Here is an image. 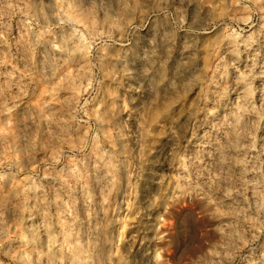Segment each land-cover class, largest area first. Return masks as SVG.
I'll return each mask as SVG.
<instances>
[{"label":"clouds","instance_id":"obj_1","mask_svg":"<svg viewBox=\"0 0 264 264\" xmlns=\"http://www.w3.org/2000/svg\"><path fill=\"white\" fill-rule=\"evenodd\" d=\"M0 4L8 6L5 0H0ZM83 4L85 11L81 19H61L56 25L57 28L79 25V28H72V37L63 39L59 45L55 39L50 42L53 49L67 52L69 58L80 65L76 76L77 91L87 93L83 104L75 100L77 107L67 113L68 126L71 120H76L77 112L88 117L86 120L81 117L77 123L89 125V121H94L89 125L92 135L84 137L81 145L89 150L88 159L96 170L107 169L105 197L115 189L117 173L123 169L128 177L124 202L132 199L135 205L136 181H142L137 211L142 210L144 215L143 227L137 226L135 233V238L140 241L137 251L133 252L135 245L123 233L125 218L118 215L110 222L94 225L87 233L84 245L75 246L74 259L80 264H232L247 244L245 226L248 231H259L264 227L261 220L264 203L248 205L240 212H219V215L234 216L235 220L222 246V254L213 249L211 256L217 259L209 260L208 253L198 254V234L203 226L199 217L206 206L201 201L222 208L223 201L213 198L221 183L223 195L229 199L243 196L247 203L246 194L251 185L254 194L264 201V194L259 191L264 185V174L258 180L249 181L245 178L248 173L245 167L235 180L223 172L220 176H206L207 166L201 167L202 157L194 158L181 146L185 129L175 121L172 107L197 88L205 90L203 99L207 101L209 85L215 86L216 99L223 97L229 69L236 68L239 73L236 83L244 85V95L235 105L232 122L229 124L226 119L225 123L232 129L237 143L245 136L254 139V129L249 130L247 125L241 129V125L246 116L264 113V105L257 109L254 101L257 92L264 98V80L259 87L254 86L258 78L264 77V72L255 73L258 64L264 68L261 52L256 47L264 36V0H83ZM189 5H195L191 16ZM257 24L258 30L252 32ZM215 29H219L215 38L207 40V34ZM71 39L79 40V43L69 51ZM221 48L223 55H220ZM205 51L209 52L210 58L218 57L214 65H201L200 54ZM245 53L253 60L246 73L237 67ZM208 71L212 72L211 77L207 75ZM93 101L95 106L91 112L86 111V106ZM3 108L0 115L11 111L7 103ZM126 110L128 114L122 119ZM157 111L159 114L153 118L152 114ZM209 114L214 115L215 109H210ZM160 117H164L163 123L167 126V140L158 142L159 146L153 150L148 140L150 125ZM105 140L110 142L107 148L102 147ZM118 141L120 149L113 152L112 146ZM33 144L29 138V148ZM153 151L151 160L141 159ZM23 155L27 157L29 153ZM58 162L53 158L48 166L54 167ZM232 162L223 155L219 161L221 165ZM78 163L83 164V158ZM168 167L177 169L178 174L166 184L164 181L170 179L166 175ZM13 168L16 172L11 171ZM19 170L20 163L15 156L11 163L0 161V192L10 182L14 185ZM87 171L85 168L84 174ZM60 178L65 195L71 196L74 183L69 181L79 182L82 175L73 166L68 173L62 171ZM209 179L215 182V187ZM31 190L36 189L32 186ZM11 194L21 195L18 192ZM56 199H61L59 193ZM85 228L87 230V223ZM25 239L34 244L38 237ZM194 256L198 258L193 259ZM261 264H264V252L261 253Z\"/></svg>","mask_w":264,"mask_h":264},{"label":"rangeland","instance_id":"obj_2","mask_svg":"<svg viewBox=\"0 0 264 264\" xmlns=\"http://www.w3.org/2000/svg\"><path fill=\"white\" fill-rule=\"evenodd\" d=\"M5 3L7 7L0 4V112L4 111L5 103L11 111L0 115V129H3V134H0V161L11 163L15 156L20 163V170L15 176L14 185L10 182L0 192V264H61V260L63 264H80L74 259L75 246L84 245L87 233L94 225L110 222L111 218L118 215L125 218L123 233L135 245L133 252L137 251L140 241L135 238V233L137 226L143 227L141 221L144 215L142 210L137 211L142 181H136L135 205L132 199L125 203L128 177L121 169L117 173L115 189L105 197L107 181L104 177L107 169L96 170L88 159L89 150L81 145L84 137L92 135L89 125L94 121H89V125L77 123L81 117L88 119L83 113L77 112L76 120H71L70 127L68 126L67 113L77 107L74 101L79 100L83 104L87 98V93L77 91L79 82L76 76L80 65L70 59L67 52L53 49L50 43L55 39L59 45L63 39L72 37L73 27H80L64 25L63 28H57L56 25L61 19H81L85 11L83 0H5ZM194 7L195 5L188 6L189 16ZM258 27L257 24L251 31L256 32ZM217 32L219 29L210 31L206 39L212 40ZM76 43L79 40L71 39L69 51L73 50ZM256 47L261 52V63H264V36ZM223 54L224 49L221 48L220 55ZM216 58L218 57L210 58L209 52L205 51L200 54V63L202 66L214 65ZM252 64L251 55L245 53L237 67L240 72L246 73ZM261 72H264V68L258 64L255 73ZM207 75L211 77L212 72L208 71ZM238 77L236 68H230L226 94L223 97L216 99L215 86L209 85L206 89L209 99L206 101L203 99L205 90L197 88L184 95L172 107V113L175 114V121L184 125L181 146L194 158L202 157L201 167L207 166L206 176H220L223 172L235 180L246 167L248 173L245 178L252 181L260 179L264 174V118H261L264 113L245 117L241 129L245 125L249 130L254 129V139L253 136H245L237 143L236 137L231 134L232 129L225 121L227 119L229 124L232 122L235 105L244 95V85L236 83ZM262 80L264 77L258 78L254 86L259 87ZM103 90L101 86V91ZM96 99L99 100L100 97ZM254 101L257 109L264 105V98L259 92ZM14 104L17 106L14 107ZM94 106L95 101L86 106V111L91 112ZM210 109H215L214 115L209 114ZM127 114L126 110L121 118ZM158 114V111L154 112L153 118ZM163 121L164 117H160L150 125L151 135L148 140L153 150L159 146L158 142L167 140V126ZM109 134L115 135L112 132ZM29 138L34 141L32 148H29ZM109 146L110 142L107 140L102 142V147ZM119 149L118 141L112 146V151L118 152ZM25 152L29 153L27 157L23 155ZM133 155L136 153L133 152ZM153 155L154 151L141 159L151 160ZM222 155L224 159H231L233 162L221 165L219 161ZM53 158L59 162L54 167H49ZM82 158L83 164L78 163ZM73 166L80 170L82 179L79 182L69 181L70 184L74 183V188L70 189L72 194L68 196L65 195L60 174L62 171L70 172ZM85 168L88 169L87 174H84ZM11 171L16 172V169ZM177 174V169L168 167L166 175L170 179L164 183H170L171 178ZM209 183L215 187V182L211 179ZM32 186L35 191L31 190ZM223 187L221 183L213 197L223 201L222 208L218 209L215 204L201 201L206 206L199 217L203 226L198 234V254L208 253L209 260L217 259L211 256L213 249L222 254V246L226 243L235 220L234 216L219 215V212H240L248 205L264 203L254 194L251 185L246 194L247 203L243 196H233L231 199L225 197ZM259 191L264 194V185L260 186ZM13 192L21 195L13 196ZM57 193L60 200L56 199ZM261 220L264 221V216ZM245 230L247 244L232 264H261L264 227L259 231H248L245 226ZM36 237L38 240L34 244L27 243L25 239ZM197 258L198 256L193 257Z\"/></svg>","mask_w":264,"mask_h":264}]
</instances>
